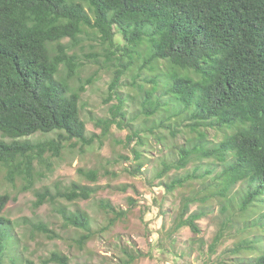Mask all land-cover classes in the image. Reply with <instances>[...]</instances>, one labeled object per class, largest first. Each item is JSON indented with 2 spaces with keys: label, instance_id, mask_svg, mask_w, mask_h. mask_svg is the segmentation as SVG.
Wrapping results in <instances>:
<instances>
[{
  "label": "trees",
  "instance_id": "obj_1",
  "mask_svg": "<svg viewBox=\"0 0 264 264\" xmlns=\"http://www.w3.org/2000/svg\"><path fill=\"white\" fill-rule=\"evenodd\" d=\"M86 30L94 31L108 59L113 56L122 68L113 71L109 99L117 95L120 79L135 56L145 55L143 67L163 62L169 68L166 94L181 106V112L189 113L190 127L200 143L206 140L200 127L227 131L211 146L181 150L178 161L165 165L158 174L161 178L171 168H185L195 152L199 160L213 159L222 166L208 196L181 199L172 232L188 227L198 234L196 222L204 213H191V206L204 204L212 196L226 198L238 184L243 186L239 212L258 215L241 232L253 227L264 232V0H0V166L7 181L21 178L31 187L34 163L50 170L48 157L58 158L71 141L73 146L92 143L85 135L79 106L85 84L92 80L76 89L70 86L81 63L68 53ZM66 39L69 42L63 43ZM61 67L64 75L56 79ZM155 90L147 92L145 115L159 110L152 100ZM117 110L122 116L120 107ZM112 124L95 122L102 127V136ZM49 134L55 136L21 140ZM134 157L140 160L136 150ZM140 167L138 163L137 172ZM78 173L90 182L98 178L95 170ZM185 181L176 179L163 186L172 192ZM95 193L96 188L72 182L64 191H37L32 206L37 209L58 199L69 203L88 200ZM8 200L7 194L0 195V264L15 263L9 243L12 223L1 215ZM100 208L113 215L101 231L127 214L107 201H101ZM221 209L226 211L225 206ZM58 212L64 228L83 232L76 241L83 248L95 235L89 215L80 209L69 212L61 208ZM227 227H234V218L220 223L211 252ZM35 228L50 233L42 223ZM253 251L258 255L251 264H264L263 239L241 240L231 250L236 255ZM128 257L122 264L132 263L134 257ZM42 263L69 264V259L52 252Z\"/></svg>",
  "mask_w": 264,
  "mask_h": 264
},
{
  "label": "rangeland",
  "instance_id": "obj_2",
  "mask_svg": "<svg viewBox=\"0 0 264 264\" xmlns=\"http://www.w3.org/2000/svg\"><path fill=\"white\" fill-rule=\"evenodd\" d=\"M86 32L79 36L78 43L71 46L68 53L75 55L81 63L70 86L76 89L92 80L91 84H85L79 103L85 135L92 138V143L73 146L71 141L58 158L48 157L47 161L52 164L50 170L34 163L31 187H27L21 178H16L14 183L7 181L5 169L0 166V195L9 196L1 215L12 223L9 243L15 262L8 260L4 264H43L52 252L66 255L69 264H122L128 260V255L134 257L131 264H251L257 251L238 255L231 252L241 240H264V232L259 227L241 232L258 215L254 211L239 212L243 193V186L239 184L227 193L226 198L212 196L204 204L191 206V213H204L196 222L198 234H193L188 227L172 232L181 199L208 196L222 166L213 159L199 160L195 152L185 168H171L158 177L165 165L178 161L181 150L211 146L227 131L200 127L199 131L206 134V140L200 143L197 132L190 127L189 113L181 112V106L166 94L169 68L163 62L143 67L145 55L135 56L134 63L120 79L117 95L109 99L108 86L113 71L122 68L113 56L108 59L106 49L104 51L94 31ZM122 63L128 64V60L123 59ZM63 75L61 67L56 79ZM152 88L156 89L152 100L157 102L159 110L148 116L143 112V104L148 101L147 92ZM96 121H113L106 136H102V127L96 126ZM54 136L34 135L21 140L38 141ZM135 150L140 153V160L135 159ZM138 163H141L139 172L136 171ZM78 170H95L98 178L90 182L80 176ZM207 171H211L210 174ZM176 179L186 181L182 187L166 192L163 185ZM72 182L96 188V193L88 200L69 203L58 199L33 208L37 191H64ZM101 201L127 212L105 231L101 229L113 215L100 208ZM222 206L226 211H222ZM61 208L69 212L80 209L89 215L91 231L95 235L83 248L76 243L83 232L63 227L58 212ZM229 217L234 218V227H227L216 250L211 252L210 245L220 223ZM39 223L50 233L38 231L35 226Z\"/></svg>",
  "mask_w": 264,
  "mask_h": 264
}]
</instances>
